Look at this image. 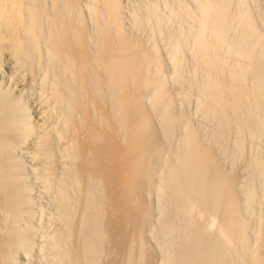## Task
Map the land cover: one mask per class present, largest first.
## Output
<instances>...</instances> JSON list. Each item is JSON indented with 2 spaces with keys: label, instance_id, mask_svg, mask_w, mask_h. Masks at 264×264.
I'll return each instance as SVG.
<instances>
[{
  "label": "bare ground",
  "instance_id": "1",
  "mask_svg": "<svg viewBox=\"0 0 264 264\" xmlns=\"http://www.w3.org/2000/svg\"><path fill=\"white\" fill-rule=\"evenodd\" d=\"M123 1L89 0L94 32L89 33L79 10L81 0H0V52L9 50L15 58L25 60L31 52L40 58L47 33L49 58L54 66L52 96L56 103H65L67 122L79 131L70 136L66 151L76 166L69 165L62 174L56 192L71 238L75 236L71 235L73 230L78 229L73 214L83 201L84 217L79 224L83 233L77 248L71 246V240L70 245L59 235L54 238L56 264L101 263L99 254L103 251L99 247L98 254L96 247L102 234L106 235L103 230L114 239L117 259L125 260L124 264H150L151 253L144 245L139 246V239L129 233L125 221L134 217L139 225L147 222L152 213L146 200L151 189L159 200L158 235L164 243L160 264H264V212L256 213L257 204L264 203V192L257 193L255 187V182H260L264 191L263 148L257 144L254 150L249 146L250 152L258 151L251 153L254 156L250 163L247 160L251 176L249 181L244 180L245 208L259 221L255 238L256 233L250 234L248 218L238 215L240 208L230 204L231 198L229 202L227 196L223 198V190L237 195V173L232 170L225 174L224 169L219 170L222 166L212 168V164L219 165L216 145L227 151L231 148L232 156L239 158L249 140L252 145L264 144L263 15L254 12L247 0H139L129 15L137 29L149 30L145 40L126 30L128 15ZM161 36L173 78L184 86L182 97L185 102L195 101V111L210 126V130L205 126L209 130L205 141L186 114L175 112L176 103L164 80L158 40ZM145 41H149L147 45L151 41L149 48ZM147 98L150 106L161 113L167 138H174L176 119L182 122L184 148L177 151L176 161L168 156L159 159L164 153L161 155ZM2 115L0 110V201L7 200L14 219L23 216L20 213L26 207L17 182V166L3 155L10 143L5 139L8 134L4 135L8 126L3 128L8 121L2 120ZM14 115L12 122L18 123L22 115ZM24 127V136L35 129L29 123ZM44 141L50 142L46 136ZM104 158L107 164L103 170L100 161ZM101 169L106 175L104 186L99 183ZM51 173L53 180L56 176ZM103 205H108L107 211ZM208 214L212 221L206 225L202 217ZM215 220L219 221L218 235L212 229L218 224ZM7 226L6 239L0 237V264L6 263L7 249L31 246L27 232Z\"/></svg>",
  "mask_w": 264,
  "mask_h": 264
},
{
  "label": "rangeland",
  "instance_id": "2",
  "mask_svg": "<svg viewBox=\"0 0 264 264\" xmlns=\"http://www.w3.org/2000/svg\"><path fill=\"white\" fill-rule=\"evenodd\" d=\"M81 1L82 2L80 3L81 5L79 8L80 13L82 12L81 15L85 19V23L87 22L86 25H87V30H89L88 32L94 33L92 31L93 30L92 15L90 14V12L88 10V1L89 0H81ZM137 1L139 3V0H124L123 1L124 7H125L124 10H125V12H127L126 14L129 16V17L126 16V18H125V27L129 33L141 35L142 38H144L145 40H148L146 38H148V36H149V30L143 29V28L137 29L133 24V19L129 15L130 14L129 11H132L131 7H133V5L137 3ZM183 1H192V0H183ZM247 1L249 3V6L252 7V8L251 7L250 8L252 10H254V12H256V10H257L261 15H263L262 16V20H263L264 19L263 18L264 17V0H247ZM250 3H252V4H250ZM258 16H260V15H258ZM258 16H257V18H258ZM262 22H263V24L262 23H260V24H261V30L263 31L264 30V21H262ZM45 35H47V33L45 34V32H44V36H43L44 42L42 40L43 43H41V48H40L42 50H40V52H39L40 55L42 54L41 56L39 55L40 58H38L37 54H36L37 56L34 54L32 56L31 52L29 53V55L26 56L27 57L26 60H25V57H23L24 59L23 58H18V59L15 58V56L13 54H11L9 52V50H3V52L2 51L0 52V96H1L0 97L1 98L0 99V110H2V114H3L2 120L8 121V122H6V124L4 123L5 125L3 126V128L8 126V129L6 128L7 129L6 130L4 128L7 132L4 131L6 134H4V133L3 134L5 136L8 134V136H9V137L7 136L8 138H6L5 136H2V138L5 137V139L10 140V141L9 140L7 141L10 144H9V147L6 146V150L3 152V155L6 159L7 158L11 159V161H13V163L17 166V172H18V178H17L18 181L17 182L19 183V184L18 183L17 184L19 187L21 186L20 190H22L21 191L22 192L21 193L22 203L24 202L23 207L24 208L26 207L25 210L20 213L23 216L15 217L16 218V219L14 218L15 221H12V220H14V219H12L13 214H11L12 211L9 209L10 206L8 207L7 200L5 202H3L5 204H3L0 201V203H1L0 204V232L2 231L0 233L1 234L0 237L1 236L5 237V235L7 237V232H6L7 230H4V229L6 228L7 225H8L7 227L12 225L13 228L18 232H19V230L20 231L23 230L22 232H27L26 235H28V236H26V237L30 240L32 239L31 240V246L29 248L23 247L24 245H17V247H13L9 250L7 249L5 252L6 253L5 256L8 255V257H5V258H7L4 260V262L6 261L5 264H56L55 256H56V252H58V250H56L57 248L55 249V247H54L55 245L53 242L58 237V235L60 236L59 238L63 242L65 240L66 241L69 240L68 243L71 245V241H72L71 246H73L75 248L76 247L75 245L80 246L79 243L81 242V237H82L81 233H83L82 232L83 227L82 228L79 227L80 226L79 224L82 223L80 221H82V219L84 217V215H83L84 207H82L83 201H82V205L80 204V206L77 207L79 209L78 210L76 209L74 211L75 213L73 214L74 215L73 216L74 223H75V221H76V223H78L77 225H75L76 228H78L77 231L75 229V230H73L74 234H73V232L71 234L72 236L73 235L76 236V237L73 236L72 237L73 239L71 238L70 233L69 232L67 233L68 228H66L67 225L61 217L60 209L58 206V204H59L58 198H57L58 191L56 192V190H57V187L58 188L60 187L59 182L61 181V178L64 177V175H62V174H65L68 171V169H67L68 167L71 166V168H73L76 166L75 165L76 162L73 161L72 159H70L66 155V153H67L66 151H67V148H69V141H70L69 139H71L70 136L72 137L73 134L77 133L76 131H78V130H77V128H75L76 126L73 127L74 124H72V123L70 124L67 122V111H66L67 106L65 105V103H61V104L56 103V99H53L50 86L52 85V77L54 74V72L52 70H53L54 66L50 62L51 60L49 58V52L51 49V44H50V42L47 41V38ZM158 36H160V35H157V37ZM162 39H163L162 36H161V40H160V37L158 38L159 43H160V41H163ZM145 42H146V45H147V43H149V41L148 42L145 41ZM150 45H151V41H150V44L147 45V47L149 48ZM163 45L164 44H162V42H161L160 47H162ZM161 50H160V54H161L162 61H163L162 68H163V72L165 75L164 80L168 84V89L170 90V93H171V95L175 101L174 103H176L174 105L175 112H177L178 115L186 114V117H188V118H186L187 121L192 126L194 125L193 126L194 128L197 127L199 132H202L201 134H204V135L200 134V136L205 141L209 137L210 126H208L209 125L208 123L206 124L207 125L206 126L204 124L206 122H202L200 115L198 116V113L195 111L196 110L195 109L196 108L195 101H194V103H193V100H191L192 102H189V100L187 102H185L186 98L182 97L183 95H185V92H184L185 89L183 90L184 86L182 85V83L180 81L173 78V70L171 67L172 64H171V61H169L168 51L166 50V48L164 49V47H162ZM165 50L167 51V53ZM3 53H4V56H3ZM35 56L38 58V60H37V58H35ZM29 57H32V58H29ZM30 59H31V61H34V62H30L29 61ZM32 59H34V60H32ZM149 99L147 98L148 104L147 103L146 104H147V107L149 106L148 111L150 112V115H152L151 117H152V121H153V128H154L155 132H157L156 135H158V137H157L158 138V144H159V146H161V151H162L161 155L164 153L161 156L162 158H159V159H160V161L162 159L165 160L164 157L167 158V156H168V158H170L172 161H174V160L176 161L175 158H177V157H175V156H177V154H178L177 151L180 152L184 148V147L181 148L182 146H184V144L181 143L183 141L182 138L184 137L183 136L184 130H183L182 122L179 123V121H181V120L176 119V121L174 122L175 125L177 124L176 128H175V126L173 127L174 128L173 129L174 130L173 131L174 138L172 137L171 138L172 140L167 138L165 131L163 129V124H161L162 123V115L158 111V109H154V106H153V108H152V106H150ZM185 103H188V104L186 105ZM58 104H60V105H58ZM192 104H194V105H192ZM39 110H41V111H39ZM45 112H47V113H45ZM50 113H52V115ZM14 114L19 115V117L22 115L21 116L22 118L20 117L21 119L19 120L18 123L12 122L11 118H12V115L15 116ZM43 117H44V119H43ZM25 122H27V123H25ZM28 123L30 126H32V128H35V129H33L29 135L24 136L23 134H21V131H23L22 129L25 128L24 125H26ZM201 123H203L204 125ZM63 124L65 126H63ZM53 125H56V126H53ZM20 126L22 127L21 129H20ZM205 126L208 127L209 130H207L208 128H206ZM3 128H2V130H3ZM56 128H57V130H56ZM73 128H75V129H73ZM203 131H205V132H203ZM207 135H208V137H207ZM45 136L48 138V141H50V142L44 141ZM67 136H68V138H67ZM231 138L234 139V135ZM249 141H248L249 145L247 144V148L251 145L252 147L254 146L255 148H253V149L256 150V148L258 147L257 146V144H258L259 146L260 145L262 146V147L260 146V148H263L261 150H264V144L262 145V143L259 144V142H256V143H254V145H252V143H250L251 141L250 142ZM43 145L45 147H43ZM250 147L248 149L246 148V152L242 156H240L239 158H237V156L235 157L234 155H233L234 158H231V157H233L231 154V152H232L231 148H230L231 151H230V149H228L230 151V153H229V151L225 150L226 148L224 149V146L216 145V155H217V158L219 159L220 162L218 161V163H219L218 166H216L215 164H212V165H214V166H212V168L215 170H218L219 167L222 166L223 168L220 167L219 170L222 171L224 169L223 172L225 174L232 172V170L233 171L235 170V172L237 173V175H238L237 195H238V197H237V195H231L232 193H230L226 190L222 191V193L224 194V196L223 195L222 196H223V198L225 196H227L228 202L230 201V198H231L230 204L236 205V206H238V208H240V209H238V210H240L238 215L243 217L242 219L248 218V220L250 221V226H251L249 229L250 234L253 236L254 233H256V235L253 236L255 238V236H258V234H257L258 231H255V230L256 229L259 230V228H257V227H259L258 226L259 221H257L256 215L249 214L248 209L246 210L247 207H246L245 202L247 201V198L245 195L246 192H244V188H245L244 185H246V182L249 181L250 178H248V177L251 176L249 174L251 171L250 170L248 171L250 164L248 165L247 160L250 159L249 160V163H250L252 156H254V154L258 151L257 150V151L250 152V149H251ZM251 153H254V154L251 156ZM230 154H231V157H230ZM246 155L248 157H246ZM235 158H237V159L235 160ZM102 161H103V163H101ZM105 163L107 164L106 159L105 158L103 160L101 159V161H100L101 165L100 166L102 167L103 170L106 167ZM104 165H105V167H104ZM215 166H216V168H215ZM71 168H69V169H71ZM50 173L53 174V176L54 175L56 176V177H53V180H52V178L50 180V177H49ZM103 174H104V171L102 173V176H101L100 182H99L101 186L102 185L104 186V184L106 182V178H105L106 175L105 174L103 175ZM45 176H48L49 180H48V177H45ZM156 178L157 177H155V179ZM45 180H46V182H45ZM58 180H60V181H58ZM244 180H246V182ZM47 184H49V185H47ZM83 187L84 186L82 185L81 189L84 191L85 190L87 191V189H85V188L83 189ZM90 187H92V186H90ZM255 187H256L257 193L262 194V192H264V191H262L263 188H262V185L260 184V182H255ZM92 189H94V188H92ZM96 189L97 188H95L94 190L96 191ZM225 199H226V197H225ZM146 200H147V204L150 206V208L152 207V211H151L152 213L148 212L151 215H148L149 218L147 219V222L144 225H139L140 223L137 220V218L132 217V219H129L128 221L126 220L125 221L126 224L125 223L124 224L126 226V229L129 231V233L131 234V232H132L131 235H135L134 237L137 238V240L139 239L138 240V242L140 243L139 246H141V244L144 245L143 247L147 248V250H149V253H151L150 264H160V262L162 260V255H163L162 252L164 249L163 248L164 243L162 242V239H160V236L158 235V229L160 228V214L158 211L159 200H158V195L154 189H151V191L148 193ZM9 202H12V200H10ZM257 205L258 206H256V210H258V211H256V213L257 214H259V213L261 214V212L263 213L264 212V207H263L264 203L263 204L260 203ZM103 206H105V205H103ZM107 206L108 205H106L104 207L105 211L108 210ZM106 207H107V209H106ZM17 211L18 210L16 209V212ZM202 218H204L203 221L201 220L202 223H204L206 220V222H207V223L205 222L206 225L209 222L211 223V221H212V220H210V218L212 219V216L210 214L204 215V217H202ZM136 220L139 224H137ZM215 222H216V220H215ZM217 222H218V224H217L218 226L217 225L216 226L212 225L213 227L211 225L210 226L212 227L213 232L217 233V235H218L219 232H216V230L218 229V231H220V229L218 228L219 227V221H217ZM127 224H129V225L127 226ZM213 224H215V223L213 222ZM141 226H142V228H141ZM153 226H155V227H153ZM210 226H209V228H211ZM79 228H80V230H79ZM212 229H210L211 232H212ZM153 230H154V232H153ZM79 231H80V234H79ZM103 231H104L103 232L104 235L105 234L106 235L103 236V234H102V236L98 239L97 243L100 246H98L96 244L97 245L96 250H97L98 254L103 251L102 254H99V256L100 255L102 256V258H101V256L99 257V259H100L99 261H101V263L99 262V264H113V263L115 264L118 262L120 264H124L125 260H119V257L117 259V253L114 249L115 246L113 245L114 239L111 237V235L108 232H105V230H103ZM137 231H139V232H137ZM207 232L211 233L209 230ZM67 234H68V236H67ZM62 236H63V238H61ZM138 236H140V238ZM6 237L2 238V239H6ZM102 237L104 239L101 241ZM142 241L144 244L142 243ZM139 243H137V244H139ZM99 247H100V250L102 249L101 252L98 249ZM262 250H263V248H262Z\"/></svg>",
  "mask_w": 264,
  "mask_h": 264
}]
</instances>
